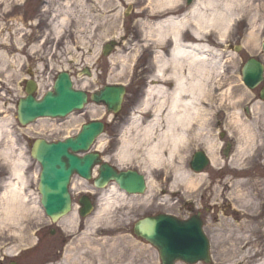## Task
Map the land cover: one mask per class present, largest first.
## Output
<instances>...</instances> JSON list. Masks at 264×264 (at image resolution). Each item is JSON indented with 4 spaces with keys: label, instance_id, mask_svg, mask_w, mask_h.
Segmentation results:
<instances>
[{
    "label": "rangeland",
    "instance_id": "1",
    "mask_svg": "<svg viewBox=\"0 0 264 264\" xmlns=\"http://www.w3.org/2000/svg\"><path fill=\"white\" fill-rule=\"evenodd\" d=\"M129 1L130 6H135L133 0ZM45 2V32L41 37L39 33L42 34L43 30L36 26L37 20H32L31 26L21 18L26 9H32L31 0L28 2L29 6L24 9L23 6L17 5L21 4L22 0H0V126L3 132L0 141V191L5 182L12 180V159L22 157L27 164V195L31 200L35 197L33 199L37 198L39 201L38 175L41 167L31 156L34 141L42 138L57 142L74 137L84 124L93 120L107 123L105 134L99 138L93 150L100 151L103 159L122 171H144L148 177V189L143 195L134 198L129 195L126 201L120 200L117 205H109L105 210L107 212L95 224L88 225V220L93 221L96 213L105 207L104 201L99 204V194L102 190H96L93 180L86 181L76 176L73 186L75 205H79L78 199L87 195L81 194V189L75 188L83 182L89 190L96 193L97 196L93 198L98 197V206L86 219L78 217L81 225L79 224L80 227L73 236L68 238L66 246L62 249L65 235L58 226L55 227L57 232L53 230L40 202L36 205L30 201L32 209L22 220L23 225L21 222L19 226L21 229L12 226L13 231L0 230V264H9L14 260H18L20 264H46L49 262L47 260L54 259L56 250H64L63 254L68 255L69 263L63 260V264H74L77 255V264H100V261L104 264H111L112 261L123 264H137L136 261L142 264L147 261L161 264L157 250L133 235L134 224L145 217L160 214L175 215L186 221L197 212H202L204 230L212 242V264H264V149L254 157L256 151L250 152L251 148H247L246 136L240 135L236 128L231 127V115L239 112L245 127L252 124L257 134L263 133L264 108L261 107L258 111L259 108L255 107L248 111L251 106L249 103L254 101L259 90L248 89L242 81V67L250 54L242 57L241 65L240 59H236L233 64L230 61L233 52H230L229 47L231 41L233 43L236 40V35L231 36V31L243 19L237 30L242 32L246 29L247 32L243 33L246 34L243 39L238 40L242 43L237 44L244 45L251 54L260 50L264 36V0H253L241 10L222 43L216 38L211 39L214 33H207V37H211L208 38L210 43L206 44L218 55L216 62L211 61L206 65L211 69L214 67L217 77L213 76L207 81L208 95L202 100L203 116L207 117L204 130L198 133L202 121L196 122L195 127L189 129L187 145L182 147L172 165L164 168L151 165L143 143L137 150L132 147L131 160L120 163L117 158L124 140H141L144 128L153 118L152 110H147L152 111L151 113L141 112L144 111L142 103L149 88L153 86L155 75H145L140 59L142 51L137 47L139 45L137 40H134V31L132 32L135 14L128 15L127 0ZM11 9L15 15L10 18ZM17 10L19 11L16 13ZM31 15L30 13V18ZM62 18L66 19L64 23L61 22ZM52 21L56 23L55 27ZM57 28L59 30H56ZM21 32L26 34L23 39H20ZM251 35L255 37L252 41ZM110 40L118 41L121 45L107 58L102 54V46ZM8 43H11L12 48H7ZM27 48L32 57L25 54ZM26 55L27 58H21ZM148 56L149 54H143L147 59ZM123 58L127 60L125 67ZM85 68H90L95 75L91 86L88 85L84 89L86 92H96L112 83L127 86L128 94L123 110L116 118L110 115L104 105L90 101L83 110L66 118L40 120L26 128L19 125L17 104L25 96L22 85L26 78L37 80V97H42L53 88L55 79L62 71L70 72L76 89L82 90L81 84L84 80L93 79V76L84 74ZM171 69L170 67L168 71ZM158 84L160 83H155ZM169 88L173 89L174 84L171 83ZM158 101L156 98L151 102L154 106ZM93 111H97L99 115H94ZM136 117L140 118L138 123L135 122ZM4 122L7 127H3ZM165 125L166 123H163L162 126ZM155 132L157 136L154 135V139L162 133L161 128L158 127ZM257 142L261 144L264 139H256ZM229 144L231 147L227 158L225 151ZM243 147L247 148L245 152ZM203 149L208 153L211 165L203 173L196 174L189 169V160H192L194 152ZM5 153L9 154V157ZM179 167L185 168L195 176L193 180L196 185H188L181 178L177 179L176 168ZM115 228L117 230L114 232ZM52 232H55L54 235ZM115 238L118 239V247L113 250L109 243L112 244L111 241H115ZM127 242H131L129 246L132 248L122 257L119 253ZM100 248L101 250H97ZM148 248L151 249L150 257L153 261L146 251ZM61 260L58 259L56 264Z\"/></svg>",
    "mask_w": 264,
    "mask_h": 264
},
{
    "label": "bare ground",
    "instance_id": "2",
    "mask_svg": "<svg viewBox=\"0 0 264 264\" xmlns=\"http://www.w3.org/2000/svg\"><path fill=\"white\" fill-rule=\"evenodd\" d=\"M252 1L253 0H196V2L190 8L188 13L184 14L183 16H176L177 14L183 12V6L180 5V3H183V0H148L147 6L151 8L150 11H152L153 19H157V24L155 30L154 27H149L148 29H145L147 34V40L154 42L158 48L161 49L162 47L165 50L171 43L172 51L170 54V58H167L166 52H158L157 56L155 55L154 59L156 60L154 65L156 73L153 77L154 80L152 81L153 86L150 87L147 92L146 99L142 103L144 111L141 112L143 114L149 112L151 113L153 111V118L152 121L148 124V126L144 128L143 138L141 140H131L129 142L127 139L124 140L123 147L117 154V158L120 163H123L127 160H131V155L133 154L131 153L132 147L134 148V150H137L141 147L140 145H142L143 143V145L146 146V155L149 161L151 162V165L157 168L167 167L169 165H172V161L175 160L176 155L180 154L182 147L187 145L189 139V129L194 128L196 122L202 121V123L199 124L200 127L198 129V133H200L201 130H204V122L207 117L203 116L204 110L202 100H205L208 95V92L206 90V84H208L207 81H209V79H211L213 76L214 78L217 77L216 73H214V67L211 69L209 68V66L206 65L209 64L211 61L216 62L218 55V53L213 51V49H211L206 44L210 43V39H207V33H214V36L211 39L216 38L219 43H222V41H224L228 36L229 31L232 25L234 24L235 19L241 13V10H243V8H245ZM127 2L130 1L127 0ZM132 3H134V0ZM141 3L143 5L145 4L144 1H142ZM68 4L69 2L66 5ZM25 7H27V5L23 6V9ZM19 10H17L16 13ZM65 20V18H62L61 22L64 23ZM54 21H52L53 24ZM55 25L56 23L54 24V27ZM56 30L59 29L57 28ZM186 31H189L191 33V37H189L187 43L184 42L182 39V36ZM22 33L23 32H21V34ZM253 38H255L254 35H251L250 41H252ZM20 39H22V37H20ZM10 44L11 43L7 44V48H12V45ZM247 54L248 50L243 53L242 57H245ZM238 57V54L234 53L233 58H230V61H232V63L234 64ZM249 60H252L251 56L247 58L248 63H246V65L250 68L254 65ZM126 62L127 60L123 58V67H125ZM239 64L241 65V60L239 61ZM42 67L45 68V65L43 64ZM170 67L172 69L168 71ZM88 69L91 71L90 68ZM91 72L93 79H85L84 82L81 84L82 90H84L88 85L91 86V80H93L94 82L95 75H93V71ZM257 75L258 73L249 72V76L254 77ZM157 82H159L160 84L155 85V83ZM171 83L174 84L173 89L169 88ZM74 88L76 89L75 85L73 89ZM156 98H158L159 101L153 106L151 101H154ZM86 104H90L88 103V100ZM86 104L84 105V107H87ZM255 107L259 108L258 111H260L262 109L261 107L264 108V103H257L253 106V109ZM238 113L239 112H237L236 115H231V127H235L240 135L246 136L248 144L247 148H251L250 152L256 151L254 153L255 156L254 154L253 156L257 157L258 154L256 153H259V151L264 149V142H262L261 144L258 142L256 143V139H264V132L257 134L253 130L252 124L245 127L243 119ZM93 114L99 115L97 114V111H93ZM47 119L55 120L57 118L48 116L44 118H39L37 122L40 120ZM139 119L140 118L136 117L135 122L138 123ZM163 123H166V125L162 126ZM3 124V127H7L6 122H4ZM31 125L32 124H30V126ZM158 127L161 128L162 133L159 137H157V140V138L154 139V135L157 134L155 131ZM2 135V127L0 126V141L2 140ZM234 136H236V133L234 134ZM43 141L47 140L44 139ZM247 148L243 147V152H245ZM87 152L88 150L82 152V155L84 153L87 154ZM211 152H213L212 149ZM7 156L9 157V154ZM213 156L215 157V155ZM225 156L229 158V153L226 152ZM26 167L27 164L24 158L22 157H17L15 159H12L11 161L10 171L12 180L5 182L2 190L0 191V230H6L7 232L10 229V231H13L12 226H18L15 227V229H21V227L19 226L22 220H24L28 216V214L30 213L29 210L32 209L30 207V201H32V204L34 203L36 205H38V203L40 202V200L38 201L37 198L33 199L35 197H33L31 200V197L27 195V178L25 174ZM179 168H176L177 179L181 178L183 182L187 183L188 185H196L193 180L195 176L193 174L191 175V173H189L185 168ZM96 172L97 170L92 172V178L97 177ZM82 185L85 186V184L81 182V184L78 185L77 188L81 189L82 193L87 194L90 190L86 186V188H83ZM153 185L154 184L152 182V192L154 190ZM105 189L102 190V192H100L99 194V204L101 205L102 201H104L105 207L103 210L101 209L96 213V217L93 221L91 219L88 220V225L95 224L98 219L104 213L107 212L105 210L108 208L109 205H117L120 200L126 201L129 198V195L133 196L132 198L137 196L129 194L127 191L121 189L120 186H118L117 183L114 182L109 184V186H107ZM192 189H194V187ZM103 191H105V193ZM89 194L90 193H88L87 195ZM39 199H41V197H39ZM80 210V206L75 205L74 209H71L70 214L65 216L64 220L58 223V227L60 228L61 232L65 235L64 242H67L68 238L72 237L76 230L80 227ZM139 222H141V220L137 221L133 226V235L138 239H140V236L136 233V225ZM199 229L201 230L202 228L199 227ZM116 230L117 229L115 228L114 232ZM14 235L16 234L14 233ZM0 237H2V233ZM17 240H19L18 236ZM114 240L115 241H111L112 244L109 243V246L113 250H116L118 247V239L115 238ZM127 243L128 244L126 246L125 243L123 244V247L121 249L122 251L119 253L122 257L127 251L129 252L132 248L129 246L131 242ZM97 250H101V248ZM146 251L149 254L148 256L150 260L153 261V259L150 257L152 255L151 249L148 248L146 249ZM60 255L61 256H55V258L59 260L63 258L61 261H59L58 264H63V260H66V263H69V261H67L69 258L67 254ZM77 262L79 263L78 255L74 264H77ZM113 263L115 262L112 261L111 264ZM135 263L142 264V262L139 261H136ZM175 263L178 264L184 262L180 261V259H177ZM203 263H213L210 262V253L209 258L206 257V260H201L199 263L196 264ZM12 264L20 263L19 261H14L12 262ZM100 264L104 263L100 261ZM115 264L123 263L117 262ZM143 264L152 263L147 261Z\"/></svg>",
    "mask_w": 264,
    "mask_h": 264
},
{
    "label": "water",
    "instance_id": "3",
    "mask_svg": "<svg viewBox=\"0 0 264 264\" xmlns=\"http://www.w3.org/2000/svg\"><path fill=\"white\" fill-rule=\"evenodd\" d=\"M107 53V51H106ZM259 70L257 78L262 79ZM252 76L245 73V82L249 86ZM37 86L30 84L28 96L18 105V120L22 125H28L38 118L66 117L74 111L80 110L87 103L88 95L83 91L73 89L70 76L67 73L59 75L55 82L54 92H48L42 100L34 97ZM126 89L123 86H106L92 95L91 99L97 104H104L108 111L118 113L121 110ZM104 131V124L92 122L83 126L76 138L65 142L49 144L38 140L33 147V155L43 166L40 190L43 195V205L48 216L54 222L65 216L71 210V199L68 190L73 174L85 179H91L92 169L101 163L98 153H91L80 157L78 153L89 151L99 134ZM194 164L196 170H203L208 160L203 153H199ZM97 187L101 188L110 181H116L121 189L129 194H143L146 191V181L143 175L133 171L117 172L107 163H103L99 170ZM84 207L88 204L82 202ZM87 212H82L85 216ZM136 233L158 248L163 264H174L177 259L194 264L209 258V244L202 229L199 216L190 221H180L174 217L161 215L156 218L141 220Z\"/></svg>",
    "mask_w": 264,
    "mask_h": 264
},
{
    "label": "flooded vegetation",
    "instance_id": "4",
    "mask_svg": "<svg viewBox=\"0 0 264 264\" xmlns=\"http://www.w3.org/2000/svg\"><path fill=\"white\" fill-rule=\"evenodd\" d=\"M133 12L134 13H136V14H138V13H141V11H137V10H133ZM132 12V13H133ZM30 13L32 14L31 15V18H30ZM14 16V11L13 12H11V14H10V17H13ZM19 16V15H18ZM21 18L23 19V20H26L28 23H29V25H31L32 23H31V20H34L35 18H37L38 20H40V17L37 15V14H35V11H34V9H26V11L22 14V16H21ZM141 19H144V18H140V20ZM151 23L152 24H155V23H157V19L155 20V19H153L152 21H151ZM40 27H39V30L40 29H42L43 30V27H42V25H39ZM136 38V37H135ZM137 43H139V45L140 46H142L144 43H142V38L140 37V36H137ZM253 55H251V57H252ZM147 58H142V60H141V63H142V65H145V60H146ZM150 69V67H149V64L148 63H146V65H145V70H146V72L148 71ZM260 95H261V89H260V92H258V96L260 97ZM64 244H65V242H63L62 243V247L64 246ZM45 248V247H44ZM56 253H58V255H60L61 254V252L60 251H58V250H56V252L54 253V256H56ZM46 258V257H45ZM56 259V258H55Z\"/></svg>",
    "mask_w": 264,
    "mask_h": 264
}]
</instances>
